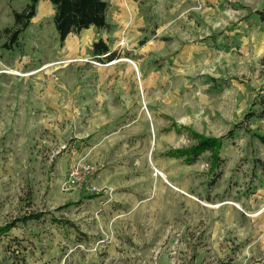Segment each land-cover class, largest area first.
Returning a JSON list of instances; mask_svg holds the SVG:
<instances>
[{
    "label": "rangeland",
    "instance_id": "rangeland-1",
    "mask_svg": "<svg viewBox=\"0 0 264 264\" xmlns=\"http://www.w3.org/2000/svg\"><path fill=\"white\" fill-rule=\"evenodd\" d=\"M106 1L110 30L61 45L42 0L10 49L29 0H0V226L44 214L0 235V264H264V0ZM193 132H235L213 186L211 152L165 155ZM77 163L97 190L65 185Z\"/></svg>",
    "mask_w": 264,
    "mask_h": 264
},
{
    "label": "trees",
    "instance_id": "trees-1",
    "mask_svg": "<svg viewBox=\"0 0 264 264\" xmlns=\"http://www.w3.org/2000/svg\"><path fill=\"white\" fill-rule=\"evenodd\" d=\"M42 0H29L26 7L22 11H13L15 23L14 26L5 27L2 32L6 36L4 46L10 49L14 48L15 44H19L20 37L30 27L33 18L37 15L39 3ZM54 7L53 21L58 32V39L61 45H64L68 36L72 33L79 34L83 30L90 27L97 29L110 30L112 24L108 20V12L110 3L106 0H47ZM256 15L264 21V9L257 10ZM8 38V39H7ZM93 55L101 61L115 60L118 56L116 51H113L107 41L100 37L92 44ZM256 114V113H255ZM264 110L257 113L263 116ZM192 135L197 139L196 144L188 148H174L165 152L166 156L185 158L189 164H194L204 152H211L210 161L212 172L216 170L210 181L213 186L221 177L222 167L226 164V158L223 157L221 151L224 148V140L232 138L235 132H230L229 135L223 137L203 136L193 132ZM91 197L97 196L92 193ZM44 214L40 212L30 213L22 217H18L11 222L0 226V235L5 236L10 234L13 228L18 226V223H26L30 219L40 218ZM56 220V218H53ZM60 223L61 222H58Z\"/></svg>",
    "mask_w": 264,
    "mask_h": 264
},
{
    "label": "built area",
    "instance_id": "built-area-1",
    "mask_svg": "<svg viewBox=\"0 0 264 264\" xmlns=\"http://www.w3.org/2000/svg\"><path fill=\"white\" fill-rule=\"evenodd\" d=\"M99 174L100 172L95 165L77 163L69 171L65 185L73 188H82L84 186L86 189L94 191L98 187L93 181Z\"/></svg>",
    "mask_w": 264,
    "mask_h": 264
},
{
    "label": "crops",
    "instance_id": "crops-1",
    "mask_svg": "<svg viewBox=\"0 0 264 264\" xmlns=\"http://www.w3.org/2000/svg\"><path fill=\"white\" fill-rule=\"evenodd\" d=\"M111 8V7H110ZM93 28H95V27H90L89 29H93ZM88 29V30H89ZM96 29V28H95ZM83 31H86V30H83ZM82 33V32H81ZM81 33H79V35L81 34ZM73 34H75V33H72V34H70L69 36H68V38H67V41L66 42H68L69 41V39H70V37L73 35ZM82 144H84V143H82ZM88 144H86V145H84V146H87Z\"/></svg>",
    "mask_w": 264,
    "mask_h": 264
}]
</instances>
